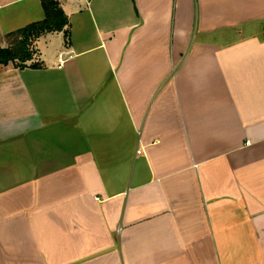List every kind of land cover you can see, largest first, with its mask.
Instances as JSON below:
<instances>
[{
    "label": "crops",
    "instance_id": "0c3cea01",
    "mask_svg": "<svg viewBox=\"0 0 264 264\" xmlns=\"http://www.w3.org/2000/svg\"><path fill=\"white\" fill-rule=\"evenodd\" d=\"M59 3L0 65V264H264V0Z\"/></svg>",
    "mask_w": 264,
    "mask_h": 264
},
{
    "label": "trees",
    "instance_id": "16d2710c",
    "mask_svg": "<svg viewBox=\"0 0 264 264\" xmlns=\"http://www.w3.org/2000/svg\"><path fill=\"white\" fill-rule=\"evenodd\" d=\"M39 1L44 14L43 19L5 36L7 46L0 47V65L38 69L41 64L33 61V56L37 53L36 43L41 37L62 33L65 45L69 43V21L62 11L59 0Z\"/></svg>",
    "mask_w": 264,
    "mask_h": 264
},
{
    "label": "rangeland",
    "instance_id": "374dc122",
    "mask_svg": "<svg viewBox=\"0 0 264 264\" xmlns=\"http://www.w3.org/2000/svg\"><path fill=\"white\" fill-rule=\"evenodd\" d=\"M0 47H2V46L0 45ZM52 47H53V45H51V46L48 45V52H49V51H52V49H53ZM40 48H42V50H45V51L47 50V49H45V48H46V44H45V43H41V44H40ZM36 59H37V53L34 54V56H33V61L36 62ZM31 63H32V62H31Z\"/></svg>",
    "mask_w": 264,
    "mask_h": 264
},
{
    "label": "built area",
    "instance_id": "2783aa9c",
    "mask_svg": "<svg viewBox=\"0 0 264 264\" xmlns=\"http://www.w3.org/2000/svg\"><path fill=\"white\" fill-rule=\"evenodd\" d=\"M65 61H66V59L64 58V56L62 54H60L58 56V63H59V65L60 66L63 65L65 63Z\"/></svg>",
    "mask_w": 264,
    "mask_h": 264
}]
</instances>
